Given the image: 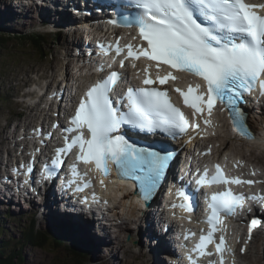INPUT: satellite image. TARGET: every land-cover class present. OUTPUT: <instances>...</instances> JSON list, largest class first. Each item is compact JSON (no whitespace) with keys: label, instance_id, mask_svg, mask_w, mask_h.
<instances>
[{"label":"snow or ice","instance_id":"obj_1","mask_svg":"<svg viewBox=\"0 0 264 264\" xmlns=\"http://www.w3.org/2000/svg\"><path fill=\"white\" fill-rule=\"evenodd\" d=\"M258 10H264V4H250L246 0H125L118 6L117 18L109 22L118 27L135 28L137 36L132 39H138L140 43H129L123 47L119 42L115 46L98 43V47L105 55L114 52L113 63L119 58L121 68L130 61L135 69L136 62L144 59L155 62L157 68L166 65L177 73L201 79L205 91H200L199 84L195 87L189 85L187 91L174 89L182 97L184 105L192 109L193 122L171 102L166 89L154 86L164 85L169 80L176 81L178 77L172 71L164 76L157 74L152 79L146 66L141 86L129 87L124 97L115 103L110 93L119 83L121 73L111 71L90 86L80 99L70 120L71 127L64 129L75 135L70 139L66 137L64 147L56 150L51 168L47 165L44 168V179H51L52 170L63 166V157L78 149L76 162L70 166V183L76 185V191L92 187L91 180L84 179L86 173L81 174L77 167L78 163H83L93 166L100 176L102 188L106 187L105 180L110 179L115 171L116 178L121 182H131L136 194L147 203L166 179L172 153L137 145L123 131L126 126L144 133L159 131L175 138L190 128L199 129L200 120L211 126L213 110L219 105L222 111L227 110L233 132L244 139H255L241 105L247 103L244 97L257 89L264 96V14ZM98 70L102 72L103 66ZM210 151L209 148L205 154ZM214 168L210 177L205 169L196 183L201 187L208 184L223 185L224 188L210 197L205 221L208 231L206 234L202 231L190 250L189 264H197L199 257L213 255L218 257V264H225L232 249L227 244L226 227L218 226L223 224L225 217L238 215L246 200H264L262 194L245 196L230 187L251 186L260 181L225 175L218 163ZM31 170L29 165L28 171ZM176 196L181 203L172 204V208L194 211L192 197L184 187L177 189ZM92 198L97 199L95 193ZM259 224L260 220L256 218L250 221L248 239ZM217 232L220 233L218 238ZM247 242L245 240V244ZM210 245H214V253L209 250ZM244 251L245 248L241 247L240 252ZM193 253L197 254L196 258ZM209 264H217V261L210 260Z\"/></svg>","mask_w":264,"mask_h":264},{"label":"bare ground","instance_id":"obj_2","mask_svg":"<svg viewBox=\"0 0 264 264\" xmlns=\"http://www.w3.org/2000/svg\"><path fill=\"white\" fill-rule=\"evenodd\" d=\"M246 2H248V1L246 0ZM15 3H19L23 8H27L29 6L35 7V8H31L30 11L33 14H35V12L39 14L38 17H39L40 23H42L41 27H45V24H46L47 27L45 30H47V31L48 30L52 31L53 29L64 30V28H60V27H58V28L54 27L53 28V20L54 19L60 20V23L63 26L69 27L66 29H70V30H66L67 34L69 33V35H71V38L66 43V46H67L66 51H67V55L69 56V58H68L69 62L67 63L66 72L62 75L61 80L58 79V74H54V75L50 76L53 84L52 83L50 84V82L47 83L46 78H49V77L45 73V74L39 76L41 83H39L38 86L40 87V91L42 94L41 99H36V96H35L37 93L36 91L29 90V91H27V93H25V95H27L28 98H33L35 100V102H39L41 105H44V107H42V108L39 107V103H37L36 105H33V108H31L27 112L29 115L27 117V119H32L33 118L32 114H35V115H37V117H40L41 119H43V117H52L53 121H51V122H54V120H55V123L53 124V126L50 124L47 126V127H49V126L52 127V133H53L52 140H53L54 136H55L54 133L57 130L56 128H61V126L59 125L60 120H59V118L55 117V113L53 111H52L53 116H48L49 114L44 113V112L47 110V108H51V106L49 104L56 103V99H57L58 95H63V97L66 98V103L68 104V105H66V107H64V110H63L64 116H68L70 114L69 110H71L73 107L76 108L78 106L80 99L83 97L82 91L84 89V86H86L87 84H89L91 82L90 76L82 77L80 74L82 70H85V66L87 63L85 62V59L81 58L80 55H78V54L81 52H89V51H91L92 48L95 47L93 44H85L84 42H82V39L79 38L80 37L79 33H83L81 35H86V37H90L92 35V33H98V32L90 31L88 28H84L82 30H79L76 27H73V24L75 22L84 23L88 19L91 18V16L87 17L84 15V12L87 9L84 8L85 4L80 5L78 0H66V1H63V0H18L17 1L16 0ZM58 5H59V7H58ZM3 9H4V11L7 10L6 8H3ZM0 19H1V17H0ZM14 20L17 21V18L14 17ZM87 25H88V23H87ZM58 31H56V32H58ZM56 32H53V33H56ZM123 32H125V30H123ZM47 33L50 34L52 32H47ZM63 33H64V31H63ZM51 35H54V36L59 38V36L57 34H51ZM135 42L127 41L126 44H129V43L135 44ZM27 49H31V48H27ZM78 56L80 57V61L77 60ZM68 66H69V69H71L73 66V68L71 70L72 72L71 71L68 72L69 71ZM43 81H45L47 83L45 86H41ZM49 81H50V79H49ZM183 81H185V80H182L181 82H183ZM61 83H63L64 85L59 86ZM54 95H56V96L54 98H52V96H54ZM251 96H253V95H251ZM253 97L255 99V95ZM254 99H252V101ZM44 100H45V102H44ZM42 102H44V103H42ZM261 107L264 108V103H262ZM251 112L252 111L249 112V118H251L253 122H256V120H259V121L261 120L260 117H262L263 115H261L259 112H255V113H251ZM39 113H42L44 116H42ZM72 116H73V114L69 115L68 118H70ZM23 117H24V115H23ZM218 119L220 120L219 122H220L222 128L227 127V124L230 123L229 120L223 121L220 118H217L216 120H218ZM251 119H248V122H249L248 124H250ZM23 120H24V118H23ZM31 123H32L31 121L28 122V124L25 125L26 126L25 129L29 128V124L31 125ZM67 125H71L70 121L69 122L65 121V124L63 125V127L67 128ZM210 128L214 129L213 126H211ZM19 129H20V127L18 125H16L13 132L15 130H16V132H18ZM214 130H216V129H214ZM255 131H257V129H255L254 131L252 129L253 133ZM216 132L214 131V134ZM217 134H219V133H217ZM258 134H259L258 132L255 133V135H258ZM260 134H261L260 135L261 138H257V136H255L256 140H253V143H252L254 146L255 145H257V146L261 145L257 141V139L261 143L264 142L263 141V139H264V127H262V131ZM225 136H226L225 139H228V136L227 135H225ZM65 138L63 139V137L62 138L58 137L55 139V141L56 142L61 141L64 144ZM128 138H130V137H128ZM170 138L172 140L171 142H173L171 146L174 148L176 139H174L172 136ZM173 139H174V141H173ZM215 139L217 140V138H215ZM229 139H231V138H229ZM7 140L11 141L12 138L8 137ZM179 141H180L179 144L184 142V140L182 138H180ZM18 142L19 141L16 140V143H15V146L18 149L21 147L24 149V147H25L21 144V142H24L25 144H31L32 146H34V143L32 142V140L28 139V136H25V138L22 141H20V143H18ZM189 143L190 142H188V144ZM245 143L247 145H249L247 142H245ZM156 144L158 145V143H156ZM161 144H162V142H161ZM213 144H214V142H213ZM252 144H250V145L252 146ZM38 146L39 145H37V147H35L32 150H29L30 147L27 146V148L29 150L28 156L26 154L21 155V157H22L21 161L25 162L26 166H27V167L26 166L22 167V169L25 171L22 175L25 177L22 178L20 176V178H21L20 181L12 180V184L14 186H12L11 183H7V180L10 178L8 173H10L12 171V168L15 172H17L18 169L20 168V165L19 164H17V165L13 164L12 166H10V161L8 163L7 162L4 163V162L0 161V166L2 168V171L4 172V174L0 173V203H6L5 207L6 206L9 207V209L11 207H14L15 209L26 208L25 212L28 213V211H32L31 216H27L28 220L23 222V223H19V224H20V227H22V230L20 231L21 235L23 234V232L25 230H27L25 226L29 225L32 228L33 232H31V234L28 238H30L32 242L34 240H36L35 243L38 241L37 246H35L36 248H41V249L48 248L49 251L51 252L52 256L54 255L53 253L60 254L62 256V261L68 262L70 260V262L73 263L74 261L72 259H75V258H73L74 256L72 257V259L68 258L69 260H67V256L69 257L72 255V252H71L72 250L70 249V247L68 245L70 241H76V244H73L74 246H76L75 248H73V250H76V251H81V249L83 248L84 252L87 251V253L90 254V251L91 252H93L95 250L100 251V249H96V246H92L93 243L90 244L87 239L82 240V239L77 238L76 240L75 239L74 240H68V242H66L64 238L67 235H72L71 232H73L74 234L76 233V235L81 238V236H84L83 230L91 231V233L96 235L95 239L100 243L102 250L104 251L106 249L108 252H111V249L114 247L111 248L113 241H112V238L110 236H108L107 228H113L114 224H115V226H117L118 228L120 227V228L124 229L125 232H127V231L133 232V231L129 230L130 228L125 227V226H128V224H129L133 229L136 228L137 237L139 239L142 238L141 240L143 242H145L147 240L148 243L146 244V242H145L146 247L144 245L143 246L147 249V254L152 258L153 264H178V261H179L178 258H174V260L171 263H169L171 261V257L174 256V247L176 246L177 248H179V258L183 259L189 253V251L194 247V245L198 242L197 238L192 237V235H189L190 232L187 230L186 224H184L183 227H180L179 222L175 221L176 217H178L179 219L188 220V217L190 215L188 212L183 211L182 215L176 216L175 219H173V217H170V218H168V220L166 222V220L162 214L161 209H159V207L156 206L154 202H149L148 206L149 207L154 206V207H152V210H150V212L146 213L143 216V220L140 221V218L142 219V215L140 214V218H139V216L135 215L131 210V209L136 208V206L131 205V203H132L133 198L137 197V195H134L132 197V195L129 193H123L124 195L122 196V193H121V196H122V197H120L121 199H119L118 201L113 200V202H112L111 198H110V195H111L110 186H108V187L106 186L103 188L101 187V185L99 183L100 176L94 170L92 165H85L83 163H80L82 168L89 167L90 169H93L92 171H90L92 174V179H93V181L91 180V182H92V184L96 183L98 185V187L92 192V194L95 193V196H97V194L100 193L102 195V198L98 197V199H96V200H93V198H91L90 200L85 199L84 201H82L81 203L84 206L83 208L85 210V214L82 213L80 210V207L78 204L79 201L74 196L69 194V192L66 195L64 194V192H56L57 195L54 194L52 196L50 194V192H47L48 189L50 190L49 187L44 186L45 187L44 188L43 185L40 184V182L36 181L37 176L39 174V171L37 169V165H34V162L32 160L34 159L36 161V158H38V160H42V162H45V160L47 158L48 159L55 158L56 157V153H55L56 152L55 151L56 145L54 143L53 146H49V149L53 148V152H50V151L44 152L41 149L38 150ZM182 146L186 147L187 145H182ZM223 146H224V144H223ZM12 147L13 146H11V148ZM41 147H42V145H41ZM163 149H164V147H163ZM165 149H167V147ZM226 149H227V147H226ZM234 150H235V148H234ZM77 151H78V149H75L73 152H75L77 154ZM201 151H204V149L200 150V152ZM239 152H241L240 149H239ZM8 154L12 155V153H8ZM229 156H230V154H229ZM195 157L198 158L199 156L197 157L196 155H193V158H195ZM243 157H244V155H243ZM255 159L253 158V156H251V154H250V156H248V160L251 162V164H252V162H254L253 164L258 163V161H256ZM244 160L246 161V159H244ZM63 161L67 163L68 169L73 164L72 161H66V160H63ZM245 164H243V165H245ZM29 165L31 166V169H32L31 171H28ZM245 170L247 172H249L250 168H249V170L248 169H245ZM52 171H53V173H56L55 169ZM60 172H61V170L57 171V174H56L57 179H60L62 177L60 175ZM67 177H68V175H67ZM260 177H262V179L264 180L263 174L260 173ZM25 178L26 179L31 178V181L25 180ZM87 180H90V179L87 178ZM26 181H27V183H26ZM73 185L74 184L69 183L68 186L70 187ZM118 189H119V187H118ZM40 190H42V192H40ZM83 192H84L83 194H87L88 191L86 192V190H84ZM119 192H120V190H119ZM199 196L200 197L203 196V193H200ZM34 201H35V204L33 203ZM192 201L195 205L193 212H196L194 216L197 219L198 218L200 219L202 217L204 219V221H206L207 216L202 215V213L200 211H198L199 210L198 208L200 207L202 209H205L204 211H207V210H209L207 204H203V202L201 200H199V201L192 200ZM133 203H134V205L138 204L140 209L142 208L141 204L144 205V202H142V201L141 202L137 201V202H133ZM259 203L261 205H264V200L259 201ZM15 206H17V207H15ZM35 207H37V209H38L37 214H39V216H40L38 219L40 220L43 218L41 225H44V226H41V228H38L36 226V221L33 217L36 214V208ZM117 207L123 208L124 211L126 209H128L127 212L125 213L128 215V217L125 214H123L122 212L119 215H118V213H117V215H111L112 210L116 212ZM129 208H131V209H129ZM108 210H109V212H108ZM121 211H122V209H121ZM197 212H198V214H197ZM55 214H58L57 215L58 217H56ZM49 215H50V218L47 221L56 220V222L51 224V223H48L46 221L45 223H48V224L45 225L44 224V218L46 220ZM253 218L261 220V222H262V224L256 228H259L260 230L264 229V213L254 214L253 216H248V219H250V220ZM126 222L128 224H126ZM133 225H135V227ZM199 225L202 226L201 224H199ZM16 226H17V224H16ZM196 227L197 226L194 225L195 230H196ZM137 228H141V229L137 230ZM203 230L204 229L200 227V230L199 229L197 230V235L200 236ZM2 231H3V233L6 232L5 229L2 226H0V232L2 233ZM45 232L47 234H45ZM112 233H114L113 230H112ZM51 234L54 235L53 239L51 238ZM262 234H263V232H261V237L260 236H259V238L255 237V239H258L259 244H261L262 247L264 248V238L262 237ZM186 235H189L188 239H185ZM218 235H220V234H218ZM243 235H242V239L240 241L242 246L244 243V242H242V240H244V236L246 237V235H244V236ZM41 236L46 238V241L40 240L39 237H41ZM113 236H115V235L113 234ZM134 236H131L129 234L126 241L127 242L131 241ZM175 237H177L178 240L183 239L184 242L189 246V248L185 244H182L179 246V244H177ZM247 237H249V235H247ZM99 238H101L103 240H101V239L99 240ZM251 239H248V238L246 239V240H249V242L244 246V248H246V246L250 248V245H252L254 243V242L252 243V241H253L252 237H251ZM54 240L59 241V243L58 244L55 243ZM61 240H63V241H61ZM61 243H64V245L61 246L60 245ZM18 245H16L15 249L12 250L11 252H15L16 255L20 253V255H21L22 248ZM157 246H158V248H156ZM257 246H259V245H257ZM97 247H99V246H97ZM153 247H155V249H153ZM231 247L234 249L235 245L232 243ZM129 250H130V248H129ZM209 250H211L210 247H209ZM211 251H213V250H211ZM213 253H214V251H213ZM47 254L49 256L48 252H47ZM67 254H70V255H67ZM88 254H87V257L89 256ZM20 255H17V257L15 256L16 257L15 260L18 259V257H20ZM192 255L197 256L196 253H193ZM0 256H2V255H0ZM129 257H132L134 259L137 256H136V254H132ZM204 258L207 260H215V261H217V264H218V257H216L215 255H213L212 257L204 256ZM133 259H131V260H133ZM19 263H20V261H18V264ZM225 264H240V262L233 260L232 255H227L226 260H225Z\"/></svg>","mask_w":264,"mask_h":264},{"label":"rangeland","instance_id":"obj_3","mask_svg":"<svg viewBox=\"0 0 264 264\" xmlns=\"http://www.w3.org/2000/svg\"><path fill=\"white\" fill-rule=\"evenodd\" d=\"M15 2L16 0H0V17H1L0 21L2 22V23L0 22V34L8 37L14 35L16 36L22 33L26 34L29 32H34V33L38 32V33H43L44 35H47V32H52L50 34H57L60 38V41L58 44L51 43L50 45H48L49 50L46 52H41L42 59H39L38 53L35 54L32 51L29 52V50L26 49L25 47L19 48V47H11L12 45H9L7 49H3V48L0 49V161L4 163L5 162L8 163L9 161L11 162V160L13 161V159H15V155H18V151H17L18 149L15 146L16 140H18L19 141L18 143H20V141H22L26 135L28 137L30 136L32 137L33 132L31 128H34V126L37 125L38 122H40V118H38L37 115L35 114H32L33 116L32 119H27V117L29 116L27 112L31 108H33V105H36L37 102H35L33 98H28L27 95H25V93H27V91L29 90L36 91L37 93L35 96L36 99H38L39 95L41 94L40 87L38 86L39 83H41L39 76L46 73L49 77L46 78V82L47 83L50 82V84L51 83L53 84L50 76L54 74H58V79L61 80L62 75L66 72L67 63L69 62L68 60L69 56L67 55V51H66L67 50L66 43L70 39V36L69 34H67V31L60 29H53L52 31L45 30L47 25L45 24V27H41L42 23H40L38 17L39 14L36 12L35 14H33L30 11L31 8H35V7L29 6L27 8H23L19 3H15ZM3 8H6L7 10L4 11ZM14 17L17 18V21L14 20ZM54 27L55 28L60 27L64 29L69 28L63 26L60 23V20H56V19L53 20V28ZM70 71L71 69H69L68 72ZM46 82L43 81L41 86H45L47 84ZM39 107L41 108L44 106H39ZM259 113L263 115L262 117H260L261 119L260 121L256 120V122H253L252 119L250 118L251 119L250 127L253 129V131L257 129V131H255L254 133L256 132L259 133L258 135H256L257 138H261L260 133L262 131V127H264V109L263 112H259ZM39 114L44 116L42 113ZM30 121L32 123L31 125L29 124V128L27 129L31 131L27 132L24 130L26 127L25 125L28 124V122ZM48 123L51 124V118L48 119ZM16 125H18L20 129L18 132H16V130L13 132ZM218 125L219 122H217V126ZM217 126L214 127V129L216 130L214 129H212L213 131L211 129H210L211 131L209 130L210 134L208 140L210 139V144L214 149H216L215 150L216 154L214 153L210 159L220 158L227 161L231 159L237 160L238 158H242L243 155H245L246 153H249L260 162V165L262 166L263 169L261 174H263L264 176V142L261 143L257 139V141L261 145L259 146L247 145L246 143L240 141L238 135H236V133L233 132L230 125L227 124V127L225 128H222L221 126L220 128ZM214 131L217 132L214 134ZM225 135L228 136V139H225L226 137ZM8 137L12 138L13 141L12 140L8 141L7 140ZM215 138H217V140ZM11 146L13 147L11 148ZM238 148L240 149L241 152H239ZM8 153H12V155H9ZM33 203L35 204V201ZM5 205L6 203H0V226H2L6 231L5 233H3V231L2 233L0 232V250L5 249L8 251L7 255H10L11 254L10 252L14 250L15 246L20 243V239L23 236L21 235L20 232L22 230V227H20L19 223H23L27 221L28 220L27 216H31L32 211H28L27 213L25 212L26 208L15 209L14 207H11L9 209V207L7 206L5 207ZM35 208H36V214L33 217L36 221V226L38 228H41V226H44L41 225L43 218L40 220L38 219L40 216L39 214H37V210H38L37 207ZM127 210L128 209L124 211L123 208L117 207L116 212L112 210L111 215H117V213L119 215L121 212L125 214ZM55 215L56 217H58L57 216L58 214ZM49 218L50 215L46 220L44 218L45 225H47L48 223L53 224L56 222V220L47 221ZM46 221L48 223H45ZM16 224L18 227L16 226ZM126 224L128 223L126 222ZM133 226L135 227V225ZM25 227L27 230H25L23 234L29 231L28 229L30 228L29 225ZM125 227L130 228L129 230L133 232L130 231L125 232L124 229L120 227L119 229L117 226H115V224L113 228H107L108 236H110L113 241L111 248L112 247L114 248L111 249V252H108L106 249L104 251L102 250L100 243L95 239L96 235L91 233V231L83 230L84 236H81V238L77 236L76 233L74 234L73 232H71L72 235H67L64 239L66 242H68V240H74V239L76 240L77 238L82 240L87 239L90 244L93 243L92 246H96V249H100V251L95 250L93 252L90 251V254L87 253L89 255L88 256L89 258L86 255L85 256L83 255L82 257L83 260L84 259L86 260H84L82 264L85 263L86 264H153L152 258L147 254V249L145 248L146 244L148 243L147 240L145 241L146 242L145 244V242L141 240L142 239L141 237H140L141 239L137 237L136 228L133 229L129 224L128 226ZM140 229L141 228H137V230ZM112 230L114 231V233H112ZM46 232L45 234H47ZM240 232L241 231H238L234 234L233 240L235 242H237L238 240L237 237L240 234ZM261 232H263L262 229L260 230V233L258 231L256 238H259V236L261 237ZM113 234L115 236H113ZM129 234L131 236L134 235L135 236L132 238L131 241L127 242L126 239ZM100 239L101 238H99V240ZM245 240L246 239L242 240V242H244L243 246L242 244L239 245L240 259L242 261V263L240 262V264H264V250H263L264 248L262 247L261 244H259L258 239H255V237L252 241V243L253 242L254 243L250 245V248L246 246L244 253L240 252L241 247H244L249 242V240H247L248 242L245 244ZM22 242L23 241H21V244H19V246L22 248L21 255L20 253L17 254L20 255V257L16 259V262L14 264H18V261H20L19 264H55V263L62 264V256L60 254L53 253L54 255L52 256L48 248L46 249L36 248L30 246L29 244H23ZM72 244H76V241H70L68 244L70 249L73 251ZM156 248H158V246ZM153 249H155V247H153ZM47 252L49 253V256ZM132 254H136L137 257L134 259L132 257H129ZM11 255L17 257L16 253ZM72 257L73 254L69 257L67 256V260L72 259ZM3 259H7V258L5 257ZM79 259L77 258V260ZM72 260L74 262H77L74 259Z\"/></svg>","mask_w":264,"mask_h":264},{"label":"trees","instance_id":"obj_4","mask_svg":"<svg viewBox=\"0 0 264 264\" xmlns=\"http://www.w3.org/2000/svg\"><path fill=\"white\" fill-rule=\"evenodd\" d=\"M55 41H58V37H55L54 38ZM47 43L46 39H45V36L40 34V33H34V32H29V33H26V34H23V35H16V36H3L2 34H0V49L3 48V49H7L9 47V45H12L11 47H27V48H31V49H28L29 52L32 51L33 53L37 54L38 53V57L39 59H41V52L43 51V45H45ZM26 48V49H27ZM2 49V50H3ZM39 49V50H37ZM29 231H27L26 233L22 234L24 236L21 237L20 239V243L21 244V241H23L22 243L23 244H29L30 246H37V243L38 241L35 243L36 240H34L33 242L31 241L30 238H28L31 234L32 231V228L30 227L28 229ZM51 238L53 239L54 238V235L51 234ZM40 240H44L46 241V238H44L43 236L39 237ZM53 241V240H52ZM63 241V240H61ZM55 243H59V241H56L54 240ZM72 243V242H71ZM61 246L64 245V243H61L60 244ZM73 245V244H72ZM19 246V245H18ZM76 246L73 245V248H75ZM5 252V254H4ZM72 254H73V258H75L74 260H76L77 262H70V260L68 262H65L62 261V264H82V262L86 259L83 260V255L87 256V251L84 252L83 248L81 249V251H76V250H73L71 251ZM11 254H15V252H10ZM77 253V255H76ZM8 254V251L3 249V250H0V264H14L16 262L15 260V256L13 255H7ZM7 258V259H3V258ZM77 258L79 260H77ZM56 264V263H55ZM86 264V263H85Z\"/></svg>","mask_w":264,"mask_h":264},{"label":"water","instance_id":"obj_5","mask_svg":"<svg viewBox=\"0 0 264 264\" xmlns=\"http://www.w3.org/2000/svg\"><path fill=\"white\" fill-rule=\"evenodd\" d=\"M51 241V240H50Z\"/></svg>","mask_w":264,"mask_h":264}]
</instances>
